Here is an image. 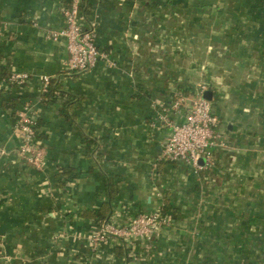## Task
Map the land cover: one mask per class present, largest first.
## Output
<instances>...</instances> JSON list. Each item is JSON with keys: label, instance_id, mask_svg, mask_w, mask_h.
<instances>
[{"label": "crops", "instance_id": "crops-1", "mask_svg": "<svg viewBox=\"0 0 264 264\" xmlns=\"http://www.w3.org/2000/svg\"><path fill=\"white\" fill-rule=\"evenodd\" d=\"M152 1L89 0L106 58L71 74L66 38L51 36L71 0H0V264H264V59L246 68L237 52L245 0ZM210 12L223 26L210 28ZM13 72L30 79L10 85ZM43 75L54 89L44 98ZM201 84L224 142L215 166L160 161L159 112ZM28 100L41 169L15 131ZM161 209L172 224L151 245L90 242L102 212L122 221Z\"/></svg>", "mask_w": 264, "mask_h": 264}, {"label": "built area", "instance_id": "built-area-1", "mask_svg": "<svg viewBox=\"0 0 264 264\" xmlns=\"http://www.w3.org/2000/svg\"><path fill=\"white\" fill-rule=\"evenodd\" d=\"M82 0H71L64 9L66 26L53 32L54 38L64 37L69 50L68 71L71 74L84 73L92 69L97 63L106 58L96 39V21L86 24L81 8ZM30 79L28 73L13 72L10 76V85H23ZM51 77L42 76V91L49 89ZM207 85L201 84L192 93H180L173 99L171 107H166L158 114V122L169 128L168 137L164 143L160 161L183 160L190 163L195 170L212 168L216 164L215 149L224 146L222 134L219 131L220 119L213 112L211 100L205 97ZM184 120L176 121L168 116L172 109L181 113L184 107ZM38 110L34 103L25 101L18 110L15 131L22 139L20 153L38 169H41L45 159V148L37 137ZM154 122L156 126L158 122ZM204 159V164L200 161ZM171 217L160 210L143 212L129 219L118 221L108 219L95 228L90 235L92 245L111 240L129 245L132 241L141 239L152 244L156 231L160 227H169ZM67 236V235H65Z\"/></svg>", "mask_w": 264, "mask_h": 264}, {"label": "rangeland", "instance_id": "rangeland-1", "mask_svg": "<svg viewBox=\"0 0 264 264\" xmlns=\"http://www.w3.org/2000/svg\"><path fill=\"white\" fill-rule=\"evenodd\" d=\"M213 3L217 5V7H215L216 9L219 6L223 7L224 4L223 0H217ZM205 4L200 3V9H204L203 5ZM243 7L244 8L242 9L244 14L241 13L243 14V19H239L242 24H239H241L240 27H244L245 31L244 34L241 33L240 35H238V38L240 39L242 36V43L237 52L240 54V57H243L244 62H246V68L249 65H256V67L259 68V63H261V60L263 61L264 59L261 58V55H264V0H245V2H243ZM210 16L211 21L209 20L210 22L208 23L210 25V28L217 25L223 26V19H220L219 14L216 16V13L210 12ZM255 46L258 49L253 50L255 49ZM262 52L263 54H261ZM261 67L264 68V63Z\"/></svg>", "mask_w": 264, "mask_h": 264}, {"label": "trees", "instance_id": "trees-1", "mask_svg": "<svg viewBox=\"0 0 264 264\" xmlns=\"http://www.w3.org/2000/svg\"><path fill=\"white\" fill-rule=\"evenodd\" d=\"M151 4H153V5H166L167 7H171V4L172 3H170V2H163V1H159V0H154V1H152L151 2ZM69 6V5H68ZM81 8H82V10H83V13H85V15H90V12H91V5H90V2H89V0H82V4H81ZM91 19H87V21H90ZM10 76H11V74H10ZM10 76H9V79H10ZM54 89L52 88V79H51V82H50V86H49V89H48V91H46V92H43V98L44 97H48V96H50V95H53L54 93ZM38 125H39V119H38V121H37V129H38ZM37 137L39 138V139H41V137L39 136V134H38V132H37ZM90 143V142H89ZM113 186V185H112ZM112 189H113V187H112ZM162 213H165L164 211V209H161L160 210ZM98 217H99V224H98V227L102 224V222H104V221H106L107 219L105 218V216H104V214H103V212L102 213H100L99 215H98Z\"/></svg>", "mask_w": 264, "mask_h": 264}, {"label": "water", "instance_id": "water-1", "mask_svg": "<svg viewBox=\"0 0 264 264\" xmlns=\"http://www.w3.org/2000/svg\"><path fill=\"white\" fill-rule=\"evenodd\" d=\"M205 97H206L207 99L211 100V92H210L209 90L206 91V93H205ZM200 163L203 164V163H204V159H202V160L200 161Z\"/></svg>", "mask_w": 264, "mask_h": 264}]
</instances>
